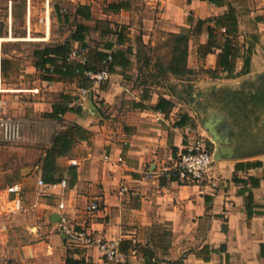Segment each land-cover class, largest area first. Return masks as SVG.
I'll return each instance as SVG.
<instances>
[{
	"label": "crops",
	"instance_id": "crops-1",
	"mask_svg": "<svg viewBox=\"0 0 264 264\" xmlns=\"http://www.w3.org/2000/svg\"><path fill=\"white\" fill-rule=\"evenodd\" d=\"M139 1L137 5L133 0L110 1L96 19L91 4H82L90 8L89 20L75 16L79 5L74 17L90 28L85 47L72 40L75 28L56 43L38 46L27 71L29 87L1 90L8 92L1 95L8 116L22 121L29 120L28 114L30 121L40 116L56 126L36 169V185L21 183L23 200L26 188L33 191L36 196L29 205L57 232L53 218L64 202L73 226L119 243L126 255L121 264H264V0ZM111 4L124 7L114 10ZM61 16L68 20V15ZM182 34L188 35L190 72L166 77L182 81L196 76L186 86L193 91L189 101L178 92L154 89H162L164 77L155 82L158 57L150 54L170 49L171 39ZM227 39L236 54L234 78H226L228 74L219 67ZM68 41L72 51L79 53L70 65L87 61L101 68L97 53L119 50L125 52L122 61H129L126 67L115 65L110 81L94 88L91 101L77 110L67 106L84 76L77 72L63 76L58 72L60 60L59 66H38L41 56L35 54ZM249 51L250 70L242 75ZM13 64L1 56L0 71L8 72ZM10 91L25 95L13 98ZM31 91L39 93L25 102L23 97L30 98ZM160 98L172 101L173 109L156 108ZM72 127L80 129L74 144L57 157L54 182H45L47 151L57 136ZM200 137L213 153L211 175L216 184L209 180L184 184L164 176L162 169L170 159ZM38 176L46 187L38 186ZM63 179L66 189L60 186ZM122 187L129 192L122 193ZM92 201L100 209L88 213L86 207ZM64 241L61 233L53 234L49 241L29 246V256L48 264L54 253L61 252L62 264H67L68 257L80 264H118L106 261L97 248L73 246L65 254V247H56Z\"/></svg>",
	"mask_w": 264,
	"mask_h": 264
},
{
	"label": "rangeland",
	"instance_id": "rangeland-1",
	"mask_svg": "<svg viewBox=\"0 0 264 264\" xmlns=\"http://www.w3.org/2000/svg\"><path fill=\"white\" fill-rule=\"evenodd\" d=\"M110 1L113 0H0V58L1 56L10 58L14 63L8 72L0 71V91L6 86H12L13 89L29 87L27 71L31 69L33 64L35 48L47 43H56L64 38L65 34L74 30L75 24L82 21L74 17V11L79 5L90 3L92 8L95 9L96 19L102 16L106 5ZM133 2L135 5L138 2L140 3L139 0L137 2L133 0ZM58 13L60 16H58ZM61 15H68V20L66 21ZM94 23L91 22L90 24L94 25ZM48 34L49 36H47ZM168 51L170 49L164 47L150 54L154 58L158 56L165 57V55H168ZM151 70H154V68L150 65L148 71L151 72ZM205 74L204 72L200 76L204 78ZM195 78V75L189 76L186 80L181 81L167 76L161 81L162 89H157L156 86H154V89L161 93L178 92L182 98H187L189 101L191 98L189 96L193 91H190L191 88L189 89L186 86L190 85V81ZM7 93L1 92L0 100H2L1 95ZM10 94L13 95V98L21 94L25 95V93H18V91H10ZM28 95H30V98L23 97L25 102H30L33 99V94ZM28 115L29 120H24L28 139L19 144L0 145V191L15 183L36 185V169L50 145L56 126L47 119L43 120L40 116H32L33 119L30 121L31 116ZM35 196L33 191L26 188L24 194L25 209L7 221L8 224L5 230H1L3 219L0 218V247L3 262L47 264L46 261H42L40 258L30 257L28 253L29 246L38 244L42 240L49 241L51 235H60V233L51 231V222L47 221L45 224L46 217H43L37 211V208L29 205ZM44 227L48 229L42 231ZM56 247L58 249L65 247V254L68 250L71 251L74 248L66 241L63 242V245H56ZM64 258L63 253H54L48 264H62Z\"/></svg>",
	"mask_w": 264,
	"mask_h": 264
},
{
	"label": "built area",
	"instance_id": "built-area-1",
	"mask_svg": "<svg viewBox=\"0 0 264 264\" xmlns=\"http://www.w3.org/2000/svg\"><path fill=\"white\" fill-rule=\"evenodd\" d=\"M79 57V53H71L69 60ZM105 64V63H104ZM1 66V58H0ZM85 76L90 81V87H80L75 92L74 100L70 107H83L90 102L94 87H98L111 79V72L107 67L99 71H86ZM1 92V91H0ZM37 94L39 91H31ZM26 126L24 121L17 117H10L4 112V103L0 100V145L2 144H19L28 139L26 135ZM108 160L109 156H105ZM122 161V159H119ZM214 162L213 153L209 148L207 141L200 137L191 141L177 156L172 157L168 165L162 169L164 176L180 181L184 184H198L203 181H211L216 184V177L211 175L212 165ZM152 175L150 174L149 177ZM37 184L40 187L47 185L43 179L38 176ZM63 189L68 187L66 179L60 183ZM122 193H128L127 187H122ZM60 219L56 223L59 233H61L66 242L74 247L97 248L102 257L112 263L126 262V255L120 251L117 241H110L100 235H95L87 229L76 228L70 222V211L64 202L58 205ZM100 205L97 201H92L86 207L88 213L97 212ZM24 210L23 186L21 183H15L4 190L0 191V218L1 230L7 228V224L14 215L20 214ZM0 264H2V253L0 247Z\"/></svg>",
	"mask_w": 264,
	"mask_h": 264
},
{
	"label": "trees",
	"instance_id": "trees-1",
	"mask_svg": "<svg viewBox=\"0 0 264 264\" xmlns=\"http://www.w3.org/2000/svg\"><path fill=\"white\" fill-rule=\"evenodd\" d=\"M124 6L122 5H115L111 4L110 8L114 10H119ZM59 10V9H58ZM58 16L60 14L58 13ZM75 16H81L85 19H91V12L90 8L87 5H80L75 13ZM67 20V17H65ZM214 20V19H211ZM203 24V22H200ZM216 23L220 24L222 23L221 19H216ZM75 30L72 34V40L80 42L83 47H85V39L87 33L90 31V28L86 25H83L81 23L75 24ZM120 38V35H119ZM173 42V45L170 48V51H168V55H165V57L158 56L157 61L155 63V68L157 70V75L155 82L158 81L160 77H166V75L171 74L177 77H184L186 76L190 70L187 68V56H188V35L182 34L175 36L171 39ZM211 49V47H210ZM209 50V49H208ZM71 49V43L70 41L57 45L55 47H46L45 49L41 51H36V56H41V62H38V66L45 67L47 64H51L53 66L58 65V61H62V65L58 72L62 74L63 76H71L75 72L80 73L84 76V83L81 85V87H90V81L85 76L86 71H99L104 67H107L110 72L114 71L115 65L119 64L121 66L126 67L129 64V61H122L124 57L125 52L123 50H119L116 52H112L110 55L103 52H98L97 57V65L101 68L91 66L90 63L81 64L76 63L75 65H70L68 63L69 57L72 53ZM235 49L232 45V41L230 39H227L225 46L222 50V53L220 54V60H219V67L221 68L223 73H227L228 75L226 78H234L237 75L234 73V65H233V58L235 57ZM251 55L252 52L249 51L248 55L245 58L244 68L241 71L242 75H245L250 70V64H251ZM105 63V64H104ZM59 66V65H58ZM55 71V69H54ZM213 76H215L214 72H210ZM174 107V104L172 101H169L165 98H160L159 102L157 103L156 108L162 111H170ZM76 107H70V105L67 106V109H75ZM81 108V107H78ZM77 110V109H75ZM79 110V109H78ZM181 124V123H180ZM80 129L78 127H72L70 130L66 131L65 133L60 134L57 136L50 149L47 151V154L44 158V166H43V178L45 182H54L55 179H53L54 174V164L58 156L65 155L69 152L72 145L74 144V137L75 134L78 133ZM67 264H80L79 261L74 260L73 258L68 257L66 259ZM177 264V263H175Z\"/></svg>",
	"mask_w": 264,
	"mask_h": 264
},
{
	"label": "water",
	"instance_id": "water-1",
	"mask_svg": "<svg viewBox=\"0 0 264 264\" xmlns=\"http://www.w3.org/2000/svg\"><path fill=\"white\" fill-rule=\"evenodd\" d=\"M59 219H60V215H59V214L56 215V219L53 218V220H54L56 223L59 221Z\"/></svg>",
	"mask_w": 264,
	"mask_h": 264
},
{
	"label": "bare ground",
	"instance_id": "bare-ground-1",
	"mask_svg": "<svg viewBox=\"0 0 264 264\" xmlns=\"http://www.w3.org/2000/svg\"><path fill=\"white\" fill-rule=\"evenodd\" d=\"M0 41H1V39H0Z\"/></svg>",
	"mask_w": 264,
	"mask_h": 264
}]
</instances>
